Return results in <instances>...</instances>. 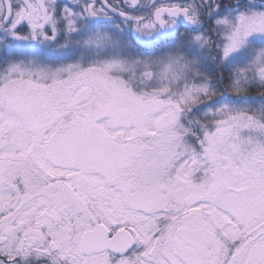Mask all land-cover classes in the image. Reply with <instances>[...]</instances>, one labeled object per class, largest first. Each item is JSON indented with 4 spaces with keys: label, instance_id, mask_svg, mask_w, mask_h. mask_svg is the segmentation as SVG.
<instances>
[{
    "label": "snow or ice",
    "instance_id": "6c2138e0",
    "mask_svg": "<svg viewBox=\"0 0 264 264\" xmlns=\"http://www.w3.org/2000/svg\"><path fill=\"white\" fill-rule=\"evenodd\" d=\"M0 264H264V0H0Z\"/></svg>",
    "mask_w": 264,
    "mask_h": 264
}]
</instances>
